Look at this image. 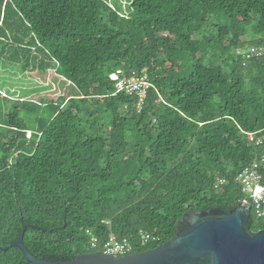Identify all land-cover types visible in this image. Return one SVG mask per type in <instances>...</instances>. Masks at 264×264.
I'll use <instances>...</instances> for the list:
<instances>
[{
	"label": "trees",
	"instance_id": "1",
	"mask_svg": "<svg viewBox=\"0 0 264 264\" xmlns=\"http://www.w3.org/2000/svg\"><path fill=\"white\" fill-rule=\"evenodd\" d=\"M120 1L0 0V64L47 74L58 93L0 85V264H31L13 246L23 226L47 262L90 253L86 229L160 238L143 252L187 213L241 201L264 230L235 181L263 155L246 134H264V0ZM137 76L140 111L116 89Z\"/></svg>",
	"mask_w": 264,
	"mask_h": 264
},
{
	"label": "water",
	"instance_id": "2",
	"mask_svg": "<svg viewBox=\"0 0 264 264\" xmlns=\"http://www.w3.org/2000/svg\"><path fill=\"white\" fill-rule=\"evenodd\" d=\"M17 211L22 221L18 206ZM250 211L245 201L228 212L218 208L191 211L178 220L171 240L124 257L90 252L70 262L39 260L24 246L26 226L13 246L31 264H264V230L250 231Z\"/></svg>",
	"mask_w": 264,
	"mask_h": 264
},
{
	"label": "built area",
	"instance_id": "3",
	"mask_svg": "<svg viewBox=\"0 0 264 264\" xmlns=\"http://www.w3.org/2000/svg\"><path fill=\"white\" fill-rule=\"evenodd\" d=\"M260 53V52H259ZM117 91H125L127 93L135 92L138 97L137 109L140 111L144 105L146 98L148 82L144 76L132 77L126 81H120L116 85ZM32 132L26 131L25 137L30 140ZM247 142L259 147L263 150V155L260 163H252L244 167L236 176L235 181L241 186L242 192L245 194L251 205L254 207V212L259 219L264 218V184L260 167L264 164V134H246ZM224 184V179H219L215 188ZM247 202V201H245ZM248 203V202H247ZM103 226H106L110 231L111 227L108 222L101 221ZM85 236L87 239V250L90 252H100L106 256L124 257L136 252L137 249L145 248L149 245L160 242L159 237H155L144 230L138 231V238L135 243L127 239H115L110 236L107 240L100 239L99 233L93 229H86Z\"/></svg>",
	"mask_w": 264,
	"mask_h": 264
},
{
	"label": "rangeland",
	"instance_id": "4",
	"mask_svg": "<svg viewBox=\"0 0 264 264\" xmlns=\"http://www.w3.org/2000/svg\"><path fill=\"white\" fill-rule=\"evenodd\" d=\"M109 2L113 5L115 2L121 6L122 10H125L126 2L120 0H109ZM51 80L53 79L47 74L38 75L34 70L22 71L20 68L0 64V85L4 86V93L21 96L22 91H28L24 97L26 99L52 96L53 93H57V87L55 86V81L53 80L52 82ZM72 93H75L73 89Z\"/></svg>",
	"mask_w": 264,
	"mask_h": 264
}]
</instances>
